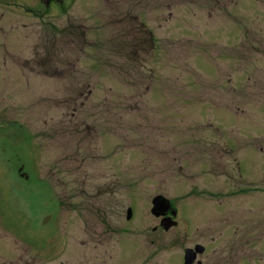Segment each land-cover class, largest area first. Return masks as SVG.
Segmentation results:
<instances>
[{
	"label": "rangeland",
	"instance_id": "374dc122",
	"mask_svg": "<svg viewBox=\"0 0 264 264\" xmlns=\"http://www.w3.org/2000/svg\"><path fill=\"white\" fill-rule=\"evenodd\" d=\"M199 245L264 264V0H0V264Z\"/></svg>",
	"mask_w": 264,
	"mask_h": 264
},
{
	"label": "water",
	"instance_id": "95a60500",
	"mask_svg": "<svg viewBox=\"0 0 264 264\" xmlns=\"http://www.w3.org/2000/svg\"><path fill=\"white\" fill-rule=\"evenodd\" d=\"M153 208L151 210L152 214L156 217L163 216L169 212L171 209V204L168 199L163 196H157L153 199ZM132 217V210H128V219ZM169 219L163 221L162 226L165 230H169L172 223H167ZM205 248L203 246H197L195 249H187L185 253V264H193L197 258V253L203 254Z\"/></svg>",
	"mask_w": 264,
	"mask_h": 264
},
{
	"label": "flooded vegetation",
	"instance_id": "af4514ba",
	"mask_svg": "<svg viewBox=\"0 0 264 264\" xmlns=\"http://www.w3.org/2000/svg\"><path fill=\"white\" fill-rule=\"evenodd\" d=\"M63 2V0H40V3L41 4H44L45 5V3H47V5L49 6V7H53V6H60L61 5V3ZM69 6V5H68ZM29 12H31V13H34L33 11H29ZM33 15V14H32ZM49 14H47V13H45V14H41V13H37L36 14V16L38 17V18H40V19H44L46 16H48ZM141 26H142V24H141ZM57 31V28H55V32ZM148 35L150 36V39H151V33H148ZM171 212H174V210H170L165 216H164V218H161V222L163 221V219H167V218H169L170 217V215H172V213ZM161 222H160V224H161ZM167 223H173V221H168ZM196 246V245H195ZM194 246V247H195ZM201 255H197V261L195 262V263H193V264H202V263H199V257H200ZM180 263V261H178L177 262V264H179ZM176 264V263H175Z\"/></svg>",
	"mask_w": 264,
	"mask_h": 264
}]
</instances>
